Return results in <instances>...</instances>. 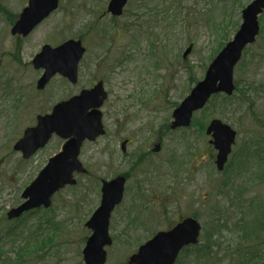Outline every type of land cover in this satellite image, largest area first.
Here are the masks:
<instances>
[{"label":"rangeland","instance_id":"rangeland-1","mask_svg":"<svg viewBox=\"0 0 264 264\" xmlns=\"http://www.w3.org/2000/svg\"><path fill=\"white\" fill-rule=\"evenodd\" d=\"M157 1L130 0L125 13L112 18L109 0H60L55 12L21 37L12 35L11 28L27 0H0V232H11L4 239L10 237L4 256L11 264H85L82 249L90 234L85 223L100 204L101 180L133 164L132 158L126 162L122 157L119 140L125 137L135 140L130 152L153 148L158 137L163 148L141 166L146 174L138 175L140 165L132 170L131 192L111 218L114 242L106 264H127L148 237L189 215L202 224L198 246L203 252L185 251L177 264H264V39L259 36L234 68L235 83L241 82L245 95L236 90L232 99L214 96L206 110L195 114L197 125L167 129L175 104L204 78L220 44L233 38L242 9L252 0H169L173 8L167 17L161 9L156 14ZM146 12L160 22L141 30L139 20H152ZM71 37L81 38L87 49L78 83L55 76L38 90L42 71L33 67L35 54L47 43L57 45ZM191 42L193 49L184 59ZM99 79L109 93L102 107L106 134L82 147L80 159L89 173L76 174L77 185L55 195L50 209L8 221L7 212L21 203L25 187L65 140L54 136L29 159L14 150V144L39 113ZM215 118L238 132L222 172L216 168L210 136L201 130ZM138 181L145 183V200L153 199L137 206L144 215L133 210L142 202L134 197ZM47 236L51 240L38 252L33 249L34 257L17 258L16 251L30 240Z\"/></svg>","mask_w":264,"mask_h":264},{"label":"water","instance_id":"water-1","mask_svg":"<svg viewBox=\"0 0 264 264\" xmlns=\"http://www.w3.org/2000/svg\"><path fill=\"white\" fill-rule=\"evenodd\" d=\"M128 0H110L108 11L115 16L123 14ZM59 7V0H29L19 19L13 26L12 34L29 35L33 29ZM264 11V0H253L242 11L239 30L209 65L205 78L174 110L172 128L190 126L195 111L202 109L213 94L223 92L232 95L236 89L234 68L242 57L243 50L256 41L260 32L259 15ZM190 45L184 57L191 52ZM86 48L80 39H69L57 47L44 45L34 57L36 69L45 71L38 80L37 87L42 89L50 79L60 73L72 83L78 81V64ZM107 98L103 81L94 87L83 89L79 94L57 103L51 113L39 115L37 124L25 129L23 137L14 145L28 159L43 148L57 133L67 139L62 150L51 157L39 175L26 187L24 201L9 210L8 218L14 219L25 212L44 206L49 208L53 195L66 185L77 183L75 172L87 170L79 159L83 142L95 140L105 134L101 106ZM212 135L211 143L218 153L216 165L222 170L231 153L237 132L220 119H213L207 128ZM160 145L155 147V151ZM125 178L117 177L103 181L100 206L86 222L91 231L83 248L85 264H105L107 246L113 242L110 235V218L117 204L121 203ZM201 224L194 217H188L167 231H159L153 238L142 244L137 252L131 254L129 264H175L181 250L199 242Z\"/></svg>","mask_w":264,"mask_h":264},{"label":"flooded vegetation","instance_id":"flooded-vegetation-1","mask_svg":"<svg viewBox=\"0 0 264 264\" xmlns=\"http://www.w3.org/2000/svg\"><path fill=\"white\" fill-rule=\"evenodd\" d=\"M109 2H110V0H109ZM109 2H108V4H109ZM130 2V0L128 1V3ZM127 3V4H128ZM27 4H28V0H27ZM26 4V5H27ZM108 6V5H107ZM142 6V5H141ZM108 12V11H107ZM113 16V15H112ZM113 18V17H112ZM95 83V82H94ZM93 83V84H94ZM105 83V82H104ZM171 123H172V120H171ZM171 123L169 124V125H167V129L168 130H170V131H172V132H176V131H179V130H184L183 128H179V129H172V127H171ZM104 136V135H103ZM99 138V137H98ZM97 138V139H98ZM96 139V140H97ZM95 140V141H96ZM120 150H121V153H122V157H124V158H126V162L128 161V159L129 158H132L131 159V164H132V166H131V169H127V170H125V171H122L121 173H119V174H115V173H113L112 174V176L110 177V178H104V179H102L101 180V183H100V196H101V199H102V186H103V181H110V180H113V179H115V178H117V177H121V176H123L124 178H125V189H124V194H123V200H122V203L125 201V199L127 198V195H128V193H130L131 192V188L129 187V183H130V180H132V178H133V172H132V170H134V169H136V168H138L139 167V165H140V167H139V169H140V172H139V174L138 175H141V176H143L144 174H146V172H145V170H143L144 168L143 167H141L144 163H146V161L147 160H149V158L148 157H150L152 154H154V152L155 153H159L161 150H162V148H163V139L160 137H158V140L154 143V146H153V148H148V149H146V150H144L143 148H136L135 149V151H132V152H130V150H128V146L130 145V144H132V143H134V138H132V137H125V138H121L120 140ZM157 145H160V149H159V151H155L154 149H155V147L157 146ZM131 153V154H130ZM112 155V154H111ZM89 173V172H88ZM143 185H144V187H143ZM143 191H145V183H142V181H138V183H137V188H136V195L134 196L135 198H137V199H139V201H142V202H136L133 206H136V207H133V210H135V211H139L140 212V214L141 215H144L145 214V211L143 212V209H141V207H137L140 203H142V205H146L145 203H147V201H148V203H151V202H153V199L152 200H145V197H146V195L144 194V192ZM143 192V193H142ZM101 199H100V202H101ZM121 203V204H122ZM120 204V205H121ZM119 205V206H120ZM187 216H185V217H181L180 219H178L175 223H172L171 225H169V227H167V230H169V229H172L173 227H175L178 223H180L183 219H185ZM140 218L142 219V221H140L141 223L140 224H142V225H144L145 223H144V219L142 218V216H140Z\"/></svg>","mask_w":264,"mask_h":264},{"label":"trees","instance_id":"trees-1","mask_svg":"<svg viewBox=\"0 0 264 264\" xmlns=\"http://www.w3.org/2000/svg\"><path fill=\"white\" fill-rule=\"evenodd\" d=\"M168 2H169V0H158L157 1V5L154 8L155 11H157L156 12L157 15L160 14V10L159 9H161L162 10L163 17H167L168 16V14L172 11V8H173V5H170ZM147 6H148L147 5V2H145L144 5H142L143 8H146ZM146 11H148V9H146ZM138 17H140V16H138ZM145 17H147V19H152V20L151 21H148V20H139L140 23L138 24V27H140L139 29H141V30L144 29V28H148V30H150L151 28L155 27L160 22L159 20H156L153 16H151L150 15V12H146L145 13ZM91 31H92V28L90 27L88 29V33H91ZM260 37H262L264 39V21L262 23ZM223 46H224V43H221L220 46H219V50ZM247 51H248V49L246 50V52ZM193 77L194 76H192V79L194 80ZM240 85H241V82L238 80L236 82V86H237V89L236 90L241 91V92H244L243 94L245 95V88L241 87ZM249 87H250V90L253 88L252 85H250ZM248 90L249 89L247 87V90L246 91L248 92ZM234 95L233 96H226V98L227 99H232L234 97ZM217 96H219V95H217ZM199 121H200V119H197L193 123L197 125ZM204 128H205V123H203V125H201V130H204ZM31 214H33V213H31ZM0 220H2V219H0ZM215 222L219 223V219H217ZM217 225H218V229H219V224H217ZM3 233L4 232H0V264H11V262H12L11 261V258H8V256H6V257L4 256V253H5V251H4L5 249L4 248L9 243L8 240L10 239V237L8 238V240H6L8 242H6L4 239H5L6 236L7 237L8 236H11V232L10 231H7V234H3ZM51 238L52 237L47 236L46 238H44V240L43 239H41L39 241H34L33 239L30 240L29 242H32V243H29L26 248H23L22 247L21 249H19V250L16 251L17 258L18 259L21 258L20 260H23V259H25L24 256L26 254H30L31 257H34L37 248L38 249H41L43 247H46L47 246V243L46 242L47 241H50ZM13 240H15V239H13ZM35 248H36V250H33ZM192 249H198L197 250L198 254H201L203 252V248L201 249L200 246H198V245L192 246V247H188V248L185 249V251H190ZM37 252H38V250H37ZM31 257H30V259H32Z\"/></svg>","mask_w":264,"mask_h":264}]
</instances>
